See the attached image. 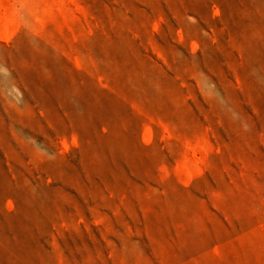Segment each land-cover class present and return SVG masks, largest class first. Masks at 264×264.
Here are the masks:
<instances>
[{"label": "rangeland", "instance_id": "1", "mask_svg": "<svg viewBox=\"0 0 264 264\" xmlns=\"http://www.w3.org/2000/svg\"><path fill=\"white\" fill-rule=\"evenodd\" d=\"M0 30V264H264V0H0Z\"/></svg>", "mask_w": 264, "mask_h": 264}, {"label": "bare ground", "instance_id": "2", "mask_svg": "<svg viewBox=\"0 0 264 264\" xmlns=\"http://www.w3.org/2000/svg\"><path fill=\"white\" fill-rule=\"evenodd\" d=\"M4 20V19H3ZM7 20V19H6ZM5 21H3V23H4ZM6 23V22H5ZM7 28V26L5 27V29ZM4 29V26H3V28H2V30ZM1 31V30H0Z\"/></svg>", "mask_w": 264, "mask_h": 264}]
</instances>
